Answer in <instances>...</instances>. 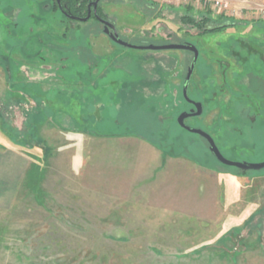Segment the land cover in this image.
I'll return each instance as SVG.
<instances>
[{"label":"rangeland","instance_id":"rangeland-1","mask_svg":"<svg viewBox=\"0 0 264 264\" xmlns=\"http://www.w3.org/2000/svg\"><path fill=\"white\" fill-rule=\"evenodd\" d=\"M214 1L101 0L100 7L120 38L136 46L175 43L188 31L186 41L200 50L194 82L203 96L211 76L227 88L211 92L198 120L225 145L226 157L259 162L264 107L253 129L237 125L240 135L226 122L250 115L231 100L238 98L232 90L246 93L240 72L256 74L250 92L264 90V61L255 55L264 54V1L225 0L227 9ZM54 4L0 0V153L21 163L29 193L22 247L8 264H264V170L218 165L201 138L176 121L193 54L121 46L93 19L83 37L78 21L69 23L74 36L67 39ZM186 13H207L209 28H226L198 35L182 23ZM37 101L52 116H42L41 105L28 113L37 128L27 129L26 110ZM184 137L194 140L190 152Z\"/></svg>","mask_w":264,"mask_h":264},{"label":"flooded vegetation","instance_id":"flooded-vegetation-1","mask_svg":"<svg viewBox=\"0 0 264 264\" xmlns=\"http://www.w3.org/2000/svg\"><path fill=\"white\" fill-rule=\"evenodd\" d=\"M68 0H56V2H57V5H58V7H59V10L65 15V17H67V18H69V19H71V20H74V21H80V20H76V19H72L70 16H72V14H69L68 13V11H67V2ZM94 1H96V0H87V15H88V13H89V10L91 11V17H90V19L92 18V17H94V18H96V20L103 26V30L105 29V27H106V23L104 22V21H108V22H110V23H112L109 19H108V17L107 16H101L100 14H99V11H98V15H99V18L94 14V6L91 4L92 2H94ZM100 2H101V0H98V4H97V10H98V8H99V5H100ZM91 4V7L89 8V5ZM47 5V4H46ZM49 6V5H48ZM75 16V15H74ZM80 22H82V21H80ZM112 24H114V23H112ZM115 25V24H114ZM116 26V25H115ZM117 28V27H116ZM118 31V30H117ZM109 36V35H108ZM120 36V35H119ZM110 38V37H109ZM111 39V38H110ZM111 41L113 42V43H115L112 39H111ZM247 42V41H246ZM260 45L262 46V45H264L263 43H264V39H261L260 40ZM117 44V43H116ZM191 44H193V43H191ZM193 45H195V44H193ZM196 46V45H195ZM199 49V48H198ZM232 51H234V49H231ZM187 52H189V53H192L193 54V57H194V53L193 52H191V51H188V50H186ZM212 51V50H211ZM261 51V50H260ZM199 52H200V50H199ZM256 56H258V57H260V59L262 60V61H264V54L263 53H259V54H255ZM254 55V56H255ZM250 56V55H249ZM199 58H200V54H199ZM199 58H198V60H199ZM245 59H247V57H242V60H245ZM256 59V58H255ZM193 60V59H192ZM214 60H215V62H216V60H218L219 62V65H222L223 67H225V65L223 64L224 62L223 61H221L220 62V60L221 59H219L218 57H215L214 58ZM248 61V60H247ZM192 62V61H191ZM198 62V61H197ZM215 62H213V63H215ZM221 63V64H220ZM213 65V64H212ZM211 65V66H212ZM187 71H188V69H187ZM197 74V71H196V67H195V70H194V73H193V75H192V78H191V81H190V84H189V89H188V95H189V97H190V99L192 100V101H194L195 103H202V105H203V112H202V114H200V115H194V116H191V117H188V118H186L185 119V123L187 124V125H189V126H191V127H193V128H197V129H202V130H204V131H206L208 134H210L212 137H213V139H214V141H215V143H216V145L218 146V148L220 149V151H221V153L226 157V155L223 153V149H224V147H225V145H223L222 143H220L219 142V139H218V137H216L215 135H214V133L212 132V130L208 127H206L204 124H202L201 123V121L200 120H198V119H200V118H203L204 116H205V114H206V112H207V102H208V100H207V98L208 99H210V97H211V92H213V95H214V93L215 94H217V95H221L220 93H223V92H227V88L226 87H224V85L226 84L225 82L223 83V84H216V79L213 77V76H211V79L209 78V81H207V83H208V87H209V94H207V97H205V96H203V94L201 93V89H200V87H198L199 86V83L198 82H194V76ZM186 75H187V73H186ZM186 75H185V78H186ZM255 77H256V74L254 73V71H245V73H243V72H240L239 74H238V83H240L241 85L240 86H244L245 87V89H246V93L245 92H237L236 90H232L233 92H236L237 94H238V98H237V100L235 101L234 99H231L232 101H233V103L235 104V103H244L245 104V106L247 107V109H248V111H250V115L248 116V117H246L247 119H245V118H242V117H240V116H235L233 119H234V121L231 123V122H226V126H230V125H232L231 127H229V131L232 133V131L231 130H234V133L235 134H237V135H240V128H239V126H237L238 124H240L242 121H245L244 123H245V125H244V127H245V129H253V127H254V124L256 123V121L259 119V113H258V108L260 107V110H261V108H263L264 107V90L263 89H260V91L259 92H256V93H252V92H250L251 90H250V88H249V86H254L253 84H252V82H253V80L255 79ZM185 78H184V81H183V86H182V97H183V99L182 100H180L181 101V104H183V106H182V108H181V112H179V114L177 115V117H176V121H177V123H178V117H179V115L181 114V113H183V112H188V113H191V112H193V113H196L197 111H198V108L195 106V104L194 103H192V102H188L185 98H184V95H183V88H184V85H185ZM213 88V89H212ZM250 90V91H249ZM191 91H193V92H191ZM193 93V94H192ZM244 95V97H249V98H254V100L252 99V100H250L251 102H253V104H251V106L249 107L248 105H246V102H244L243 101V96ZM211 99L212 100H214L212 97H211ZM221 99V98H220ZM239 99V100H238ZM205 100H207L206 102H205ZM218 101V100H217ZM258 107V108H257ZM190 120H193V122H195V123H193V124H191V123H189V121ZM178 125H179V127L181 128V129H183V130H185V131H187L186 129H184V128H182L181 126H180V124L178 123ZM227 127V128H228ZM187 132H189V131H187ZM189 133H191V132H189ZM230 133V134H231ZM191 134H193V135H196V136H198V137H200L201 138V141H203V143H205L206 145H207V149H208V151H209V153H210V155L219 163L218 165H221V166H224V167H230V168H235V169H239V170H241V171H243L244 173H247V172H252V171H261V170H264V169H261V170H243V169H240V168H238V167H233V166H228V165H225V164H223V163H221L218 159H217V157L211 152V150H210V143L208 142V140L206 139V138H204L203 136H201V135H199V134H196V133H191ZM226 148V147H225ZM235 150V149H234ZM227 159H229L228 157H226ZM230 160H232V159H230ZM233 161H235V160H233ZM262 161H264V159H262L261 161H259V162H262ZM239 162H251V161H239ZM253 163H256V162H253Z\"/></svg>","mask_w":264,"mask_h":264},{"label":"crops","instance_id":"crops-1","mask_svg":"<svg viewBox=\"0 0 264 264\" xmlns=\"http://www.w3.org/2000/svg\"><path fill=\"white\" fill-rule=\"evenodd\" d=\"M11 155L9 152L0 153V158ZM20 164H17L16 161L0 159V264H8L9 258L14 253L13 249L18 246L22 247L23 243V200L24 196L28 197L29 193L23 191L22 166ZM32 228L30 226V229L27 230L31 232Z\"/></svg>","mask_w":264,"mask_h":264},{"label":"trees","instance_id":"trees-1","mask_svg":"<svg viewBox=\"0 0 264 264\" xmlns=\"http://www.w3.org/2000/svg\"><path fill=\"white\" fill-rule=\"evenodd\" d=\"M67 11L69 14H72V15H75L77 17H86L87 16V0H68L67 2ZM52 12L55 13V17L54 19H56V14L58 13L59 15H62V19L65 20V23L68 25L67 27V31L64 33V37H66L67 39H72V36L73 35V27L71 25H69V23H75L77 21H74V20H71L67 17H65V15L59 10V7L57 4H54L53 7L51 8ZM98 11H99V14L101 16H104V13L99 5V8H98ZM95 20V22L97 21L96 18L92 17L91 19L85 21V22H80L78 21V24L77 26L75 27L76 30L82 32L81 35L82 37L84 35H87L86 34V31L88 30V27H89V23L91 24L90 20ZM181 20H182V23L185 24L186 26H188L189 28L191 29H196L198 30V35H207V34H211V33H214V32H219V31H222L226 28V26H216L215 28H209L208 25H209V22L212 20L211 17L207 14V13H203L201 14L200 16H196L194 14H190V13H186L184 14L182 17H181ZM60 22H63V21H60ZM59 22V23H60ZM80 22V23H79ZM98 22V21H97ZM83 25L86 27H83ZM84 29V31H83ZM58 34V33H56ZM54 34V36L56 35ZM186 35V36H184ZM184 38L182 37H177L178 41H176L175 43H180V44H186V43H189L186 41L189 33L188 31H185L184 32ZM186 37V38H185ZM77 38V37H76ZM50 44V46L52 48H57V49H62L61 47H58L56 45H53L52 43L48 42ZM169 43V42H168ZM166 43V44H168ZM66 46H70L73 50L74 49H77V46H71L70 44ZM53 52V51H52ZM189 53V52H188ZM85 54V53H84ZM2 55V54H1ZM91 55H94V54H91ZM77 56H81V54H78ZM95 56V55H94ZM86 58V56H84ZM2 58L5 60V61H10L11 60V57L8 55V54H3L2 55ZM81 62H91V59H84L83 57H80V60ZM3 61L0 60V65H2ZM94 70V67L92 65L89 66V69H88V73L91 74V72ZM78 71H75L74 74H72L74 77L78 76ZM9 80H11V73L9 71ZM75 77V79H76ZM14 89V88H12ZM12 92H15V89L12 90ZM37 94V93H36ZM38 95V94H37ZM28 97H33L32 94L30 93V91L28 92ZM39 98V97H38ZM22 104H25L27 105L26 103H23ZM41 105H42V109H41ZM24 105H22L23 107ZM37 109H41V112H42V116L45 115L46 117H51L52 116V113H51V109H50V106H44L43 103L37 101L36 105L31 108V109H27L26 110V113H31L34 111L36 112ZM39 112V111H37ZM26 114V115H27ZM27 129H36L37 128V125L33 124V117H30L29 114L27 115ZM16 133V131H14ZM17 136L19 137L20 134L17 133ZM33 137V135H32ZM20 138V137H19ZM19 138H17V140L19 141ZM34 138V137H33ZM16 140V141H17ZM15 141V140H14ZM184 141L186 142V152H190V148H191V145L195 144L193 143L194 140L191 139V138H188V137H184ZM196 142V141H195Z\"/></svg>","mask_w":264,"mask_h":264},{"label":"water","instance_id":"water-1","mask_svg":"<svg viewBox=\"0 0 264 264\" xmlns=\"http://www.w3.org/2000/svg\"><path fill=\"white\" fill-rule=\"evenodd\" d=\"M94 6V14L99 18L98 15V10H97V4H98V0L94 1L91 3ZM91 4L89 5V8L91 7ZM72 19H76V20H80L82 22H85L87 20L90 19L91 17V11L89 10V13L86 17H77V16H70ZM106 23V27L104 29V33L109 35V37L117 44L124 46V47H128V48H136V49H151V50H188L194 53V57L193 60L190 64V66L188 67V71H187V75L185 78V85L183 88V95L184 98L188 101V102H192L195 104V106L198 108V111L196 113H188V112H183L179 115L178 117V123L180 124V126L184 129H186L187 131L191 132V133H196L199 134L201 136H203L204 138H206L208 140V142L210 143V150L211 152L217 157V159L228 166H233V167H238L240 169L243 170H261L264 169V161L262 162H239V161H233L230 159H227L220 151V149L218 148V146L216 145L213 137L208 134L206 131L202 130V129H197V128H193L189 125H187L185 123V119L194 115H200L203 112V105L202 103H195L194 101H192L188 95V89H189V84L192 78V75L194 73L198 58H199V49L197 46L191 44V43H186V44H180V43H168V44H162V45H144V46H136L133 44H130L126 41H124L122 38H120L119 33L117 31V28L114 24L108 22V21H104Z\"/></svg>","mask_w":264,"mask_h":264},{"label":"built area","instance_id":"built-area-1","mask_svg":"<svg viewBox=\"0 0 264 264\" xmlns=\"http://www.w3.org/2000/svg\"><path fill=\"white\" fill-rule=\"evenodd\" d=\"M214 6L216 8H224V9L229 8L228 1H225V0H215L214 1Z\"/></svg>","mask_w":264,"mask_h":264}]
</instances>
